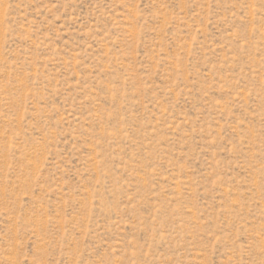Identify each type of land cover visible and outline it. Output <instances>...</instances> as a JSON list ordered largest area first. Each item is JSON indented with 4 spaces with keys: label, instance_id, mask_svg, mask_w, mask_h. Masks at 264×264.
Listing matches in <instances>:
<instances>
[{
    "label": "rangeland",
    "instance_id": "obj_1",
    "mask_svg": "<svg viewBox=\"0 0 264 264\" xmlns=\"http://www.w3.org/2000/svg\"><path fill=\"white\" fill-rule=\"evenodd\" d=\"M0 264H264V0H0Z\"/></svg>",
    "mask_w": 264,
    "mask_h": 264
}]
</instances>
